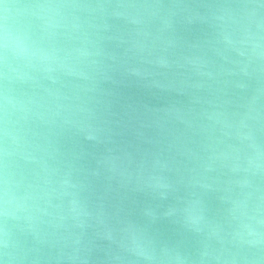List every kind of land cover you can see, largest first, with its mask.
<instances>
[{
    "label": "water",
    "instance_id": "water-1",
    "mask_svg": "<svg viewBox=\"0 0 264 264\" xmlns=\"http://www.w3.org/2000/svg\"><path fill=\"white\" fill-rule=\"evenodd\" d=\"M43 2L0 0V23L39 35ZM47 2L78 28L43 42L68 55L50 79L0 67V178L34 217L0 216V264H154L128 227L173 264H264L229 211L264 209V0ZM192 199L199 229L174 211Z\"/></svg>",
    "mask_w": 264,
    "mask_h": 264
},
{
    "label": "clouds",
    "instance_id": "clouds-1",
    "mask_svg": "<svg viewBox=\"0 0 264 264\" xmlns=\"http://www.w3.org/2000/svg\"><path fill=\"white\" fill-rule=\"evenodd\" d=\"M78 7L70 3L43 2L34 5L35 15L39 21V35H34L30 30L16 26L12 21V14L7 6L4 9L2 23H0V67L3 68L5 79L20 81H35L38 77L50 79L51 74L67 66L68 55L61 54L55 43L45 45L43 42L54 40L60 30L76 29L78 25L69 23L66 10ZM227 44H233L230 34L224 36ZM253 50L259 45L252 43ZM163 64L162 61H158ZM4 104L13 105L8 96L3 98ZM15 185L7 175L0 178V216L19 218L18 213H24L25 219L33 220L32 209L28 201L32 197L25 193L17 195ZM239 203H233L229 210L230 215L237 221L234 237L241 243L259 244L264 242V233L258 229L264 226V209L257 208L254 214L240 210ZM183 219L186 225L199 229L204 223V208L198 199H192L174 210ZM129 248L136 255L153 261L154 264H173L174 258L167 253L161 257L150 254L131 227L124 229ZM6 235V233L4 234ZM178 264V260L176 261Z\"/></svg>",
    "mask_w": 264,
    "mask_h": 264
}]
</instances>
